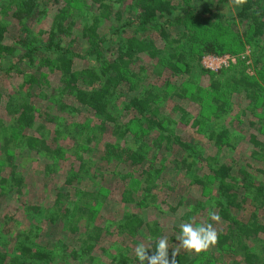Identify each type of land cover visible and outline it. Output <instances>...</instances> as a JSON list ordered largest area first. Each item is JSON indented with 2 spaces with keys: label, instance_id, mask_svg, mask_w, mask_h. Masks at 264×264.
<instances>
[{
  "label": "trees",
  "instance_id": "obj_1",
  "mask_svg": "<svg viewBox=\"0 0 264 264\" xmlns=\"http://www.w3.org/2000/svg\"><path fill=\"white\" fill-rule=\"evenodd\" d=\"M75 2L0 0V74L15 73L21 80L6 97L11 122L0 118V158L4 157L0 197L20 198L31 191L18 164V157L25 154L51 161L44 168L49 178L61 171L65 176L63 187L54 188L51 204L24 206L27 230L15 232L0 224V264H107L93 253L113 228L131 242L148 243L146 237L165 236L159 223L149 222L139 209L156 207L154 191L163 186L161 180L170 179L171 171L189 180L185 190L197 187L203 196L188 206L189 200L181 197L178 207L188 210L182 220L196 215L205 220L212 206L221 218L219 222L206 218L218 233L207 256L210 252L223 256L234 247L233 264H264V179H258L264 174V112L257 124L249 123L253 150L245 160L228 159L227 151L221 150L234 154L244 138L218 122L229 111L228 104H213L211 96L206 106L210 103L207 108L216 122L179 104L172 115L164 113L171 99L194 103L210 93L219 95L224 82L201 65V57L231 54V47L224 49L240 42L239 23L248 25L246 35L264 41V0H131L128 9V0H83L84 14L73 8ZM252 56L256 64L264 62V47ZM145 60L168 70L167 74L164 69L157 71L160 81L166 80L163 85L144 86ZM186 79L187 83L182 81ZM231 83L252 108L251 112L244 108L242 117L264 110V89L254 77H232ZM37 99L45 101L44 109L36 106ZM82 111L93 113L98 123L93 125L89 119L76 125V161L68 163L69 149L54 148L49 136L60 139L69 128L61 117H76ZM40 120L44 121L38 127L42 134L22 133L35 130ZM180 125L191 126L216 150L210 145L203 149L193 136L183 139L177 132ZM105 135L109 139L101 146ZM152 135L156 139L149 141ZM160 154L173 158L165 164ZM123 166L141 173L139 186L129 184L120 195L99 179L108 171L112 178L126 180L128 175L119 170ZM47 187L43 188L48 198ZM165 187L174 190L169 183ZM118 196L120 213L111 202ZM246 203L255 210L249 218L239 219L237 211ZM51 234H55L51 241L33 243ZM116 244L122 250V244ZM126 248L111 256L110 264H137L133 248ZM194 254L180 250L178 264L202 260L210 264L209 258Z\"/></svg>",
  "mask_w": 264,
  "mask_h": 264
},
{
  "label": "rangeland",
  "instance_id": "obj_2",
  "mask_svg": "<svg viewBox=\"0 0 264 264\" xmlns=\"http://www.w3.org/2000/svg\"><path fill=\"white\" fill-rule=\"evenodd\" d=\"M131 0H128L127 3V8L131 5ZM130 2V4H129ZM75 10H78L79 12L82 11L84 14L85 9L87 8L86 5L83 4V0H76L75 2V7H73ZM76 12V11H75ZM84 16V15H83ZM238 25V30L240 32L239 37H240V42L233 41L228 47H225L224 50H227V48L231 47L232 53L231 54H224L221 56H218L216 53L214 54H204V56L201 57V65L204 66L207 70L210 71L211 75H213L215 78L219 77L222 79L223 83V89L220 91L219 95L216 97V94L210 93L205 95V97L201 96L202 98L194 103L191 102H185V101H180V100H175L171 99L168 101V104L165 106L164 113L168 115H172L171 111L174 106L177 104L185 107L189 112H191L193 115H199L202 114L204 120H212L216 122V118H214V115L210 114V110L206 106L208 101H211L212 97H214V103L218 102L219 104L222 102L223 104H228L227 106L230 107L229 111L226 112L225 116L219 118L218 122H220L221 125L223 126H228L230 129L234 130L236 134H241L242 136L244 135V138L240 141L242 143L238 149L236 150L237 152H233L234 154L231 155L229 151L226 148H222L221 150L223 152L227 151V157L228 159L232 158L235 156L237 159L240 160H245L249 157L251 154V151L253 150V145L249 144V123L251 120L252 122H255V124L258 123V121L262 120L261 114L264 112V110L259 109L255 110L254 114H251V117L245 118L241 116V111L245 108V110L251 112V107H250V102L245 98L243 94H240L236 91V87L234 84H232V77L237 78L240 75L241 76H250L254 77L257 82L260 83V86L264 89V62H260L261 64H256V60L252 56L253 54H256L260 51L261 48L264 47V41L260 40L259 38L257 39H252L248 35H246V32L248 30V25L239 23ZM223 42V40H222ZM224 42H227L225 40ZM243 47V48H242ZM85 62L79 64V66H83ZM144 65L148 70L143 72L144 74H148V77L146 78L145 82L143 83L144 86L145 84H154L161 86L163 85L166 80L160 81V76L157 74V71L163 70L162 71L164 74H167L165 70V67L161 66H155V63L150 62L149 60L144 61ZM166 76V75H165ZM167 77V76H166ZM204 78V77H203ZM164 79V77H163ZM205 79V78H204ZM183 82H188V79L182 80ZM0 91L3 94V100L0 103V118H2L6 123H10L13 115L8 116V111L6 110L7 106V98L8 95H11L14 93L15 90L18 89V87L21 84V80L19 79V75L15 73H11L10 76H6L4 73L0 74ZM209 86V82L207 80L205 81V87ZM146 87V86H145ZM232 96V101H230ZM37 107H40L44 109L46 103L45 101H42L40 99L35 100L34 102ZM11 109L15 108V104L10 105ZM254 107L255 104H254ZM253 107V108H254ZM207 108V109H206ZM249 113V112H248ZM258 114H260L258 116ZM66 117L62 116L61 120L69 122V128L67 131L64 130V135L62 137L52 134L49 136V142H51L52 146L54 148H60V146L65 147L64 150L69 149L68 151V158L67 161L68 163H74L76 160V157L73 156L75 154V147L78 142V137L79 135L74 134L73 131L76 127V125H82L86 122V120L91 119L93 125H96L98 123V120L95 118L93 113L85 112L82 111L80 115L73 117V116H67ZM235 120H240V121H235ZM44 122V121H43ZM42 120L38 123V126L35 128V130H25L22 133L24 135H34V134H42L38 127L40 126V123H43ZM238 125V123H240ZM242 123H245V126H241ZM48 126L52 127L53 123L48 122ZM206 124V121H205ZM81 127V126H80ZM246 127V128H245ZM82 128V127H81ZM251 128V127H250ZM38 129V130H37ZM17 132V131H16ZM15 132V133H16ZM178 134L183 137V139L187 138L186 135H190L195 137V140L199 141L197 143H201L203 146V149L206 150L207 146H213V144L209 141L204 140L202 135H198L196 130L193 129L191 126H186V125H180L178 128ZM18 133V132H17ZM98 136H100V132L98 131ZM262 136V135H261ZM55 137H58L59 141H55ZM75 138V140H74ZM102 143L101 146L104 145V141L108 140L109 137L105 135L104 137L101 136ZM156 139L155 135H152L149 138V141H153ZM264 139V135L262 136V140ZM76 141V142H75ZM82 144V142H81ZM242 147V148H241ZM102 148V147H101ZM73 149V151H71ZM213 149V148H212ZM242 149V150H241ZM208 152H210V149H207ZM216 150V149H213ZM164 154H160L159 158L164 159L165 164H167L170 160H172L173 156L166 155V157H163ZM241 156V158H238ZM4 157L1 156L0 160L3 159ZM18 164L20 166V171L24 173V175L27 177V184L29 185V188L31 187V191L28 193H25L23 197L20 198H11V197H0V224H5V229L6 230H11V231H19V230H27L28 228V222L27 218L25 217L24 213V206L27 204H46L50 203L54 199V188L55 187H63L65 184V176L61 172L55 173L49 178L50 176L46 175L45 173V163L51 162L48 161L46 157L43 156H38L36 155L31 156L28 154H25L24 157H18ZM180 159V158H179ZM20 160V161H19ZM181 160V159H180ZM169 166V165H168ZM67 167V165H66ZM105 167V163L103 164V168ZM169 168H171L169 166ZM123 174H127L128 178L126 180H120L117 177H113L110 175V173L107 171L106 175L104 176L103 180L99 182H102L103 184L107 185L108 188H110L112 191H116L118 194L121 195V190L123 187L125 188L126 186L128 187L129 184H133L135 187L139 186V181L138 177L139 174L141 173L140 170H131L127 166H123V168H119ZM259 180L264 179V174L263 175H258ZM170 179L161 180L163 181V186L159 184L158 190L154 191V194L157 196V205L156 207H152L149 210L148 209H139V213H142L145 215L147 220L149 222H155L159 223L160 227L164 229V235L167 236L168 238H172V242L170 244V249L175 248L176 245L178 244V241L175 240V236L179 233V224L182 221H188L187 218H184L182 220V216L185 215V213L188 211L187 207L181 206L178 207V203L181 200V197L183 196L186 198L187 204H195V202L200 199L199 197L202 196V192H198L197 187H192L190 190H185L187 186H189V180L184 176L183 174H175L174 172L171 171V174L168 176ZM136 179V180H135ZM170 180V181H169ZM169 183L171 186L174 187L173 191H170L168 187H165ZM49 187L47 190L48 193V198L46 197V193L44 188ZM44 187V188H43ZM47 187V188H48ZM191 187V186H190ZM139 188V187H138ZM118 189V190H117ZM120 196L117 198L113 199L112 206L113 208H116L114 211H118L119 213L121 212L122 205L118 206V202ZM132 207V205H131ZM160 208V209H158ZM175 209V211H174ZM254 207L250 204H244L242 206V209H239L237 211V216L239 219H247L249 216L254 212ZM113 214L112 212H109V214ZM261 213V212H260ZM106 215V214H105ZM206 215V214H204ZM104 216V215H103ZM203 215H196L194 216L195 221L197 224L199 223H206V218H209L205 216L202 218ZM102 218V217H101ZM101 218H100V223H101ZM193 218V217H192ZM201 218V219H200ZM221 226V224H219ZM113 234L106 237L103 243L96 247L94 251V255L99 256L101 258L102 262H105L107 264H110L111 262V256L114 257V255H118L120 252L124 250V248H133L134 246L141 241V239H136V240H128L126 239L123 235L120 236L117 234V229L113 228ZM55 234H51L50 236H47L45 239H38L36 241H33L35 244H44L47 243L48 241H51L53 239ZM120 243L122 244V250H119L116 248L117 244ZM146 243V242H145ZM126 248V249H127ZM183 251V249H181ZM186 251V250H185ZM236 248L232 247V249L225 255L220 256L215 253L209 254V257L207 256L208 251H202L200 253H196L198 255H204V259L209 258L210 264H233L234 260H236ZM192 252V251H189ZM134 254V252H133ZM194 254V255H196ZM135 256V254H134ZM205 260H202V263L199 264H205ZM147 264V262H145ZM243 264V263H242Z\"/></svg>",
  "mask_w": 264,
  "mask_h": 264
},
{
  "label": "clouds",
  "instance_id": "obj_3",
  "mask_svg": "<svg viewBox=\"0 0 264 264\" xmlns=\"http://www.w3.org/2000/svg\"><path fill=\"white\" fill-rule=\"evenodd\" d=\"M208 217L215 222L221 219L214 211V206L208 209ZM178 227L179 233L175 236L178 244H175V248L172 247L171 253L167 236L161 235L155 239L146 237L148 243L144 240L139 241L133 249L137 264H145V262L147 264H178L177 257L181 249L200 253L215 245L218 240V233L212 223L197 224L194 217L188 221H182ZM153 248L150 255L149 251Z\"/></svg>",
  "mask_w": 264,
  "mask_h": 264
}]
</instances>
